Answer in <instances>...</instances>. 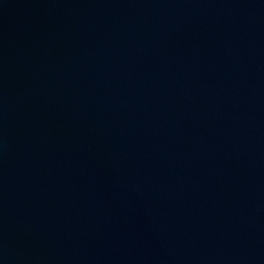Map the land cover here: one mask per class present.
Wrapping results in <instances>:
<instances>
[{"label":"water","instance_id":"obj_1","mask_svg":"<svg viewBox=\"0 0 264 264\" xmlns=\"http://www.w3.org/2000/svg\"><path fill=\"white\" fill-rule=\"evenodd\" d=\"M0 264H264V0H0Z\"/></svg>","mask_w":264,"mask_h":264}]
</instances>
